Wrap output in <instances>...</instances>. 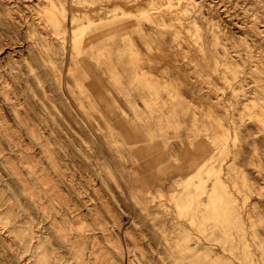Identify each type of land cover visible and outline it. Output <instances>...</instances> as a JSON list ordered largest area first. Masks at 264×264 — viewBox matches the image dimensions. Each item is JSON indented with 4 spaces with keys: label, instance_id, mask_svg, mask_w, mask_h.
Here are the masks:
<instances>
[{
    "label": "rangeland",
    "instance_id": "obj_1",
    "mask_svg": "<svg viewBox=\"0 0 264 264\" xmlns=\"http://www.w3.org/2000/svg\"><path fill=\"white\" fill-rule=\"evenodd\" d=\"M47 1L0 0V108L42 168V200L12 199L37 247L0 225V263L3 234L22 264H264V0H52L64 31ZM0 186L20 191L1 160Z\"/></svg>",
    "mask_w": 264,
    "mask_h": 264
},
{
    "label": "bare ground",
    "instance_id": "obj_2",
    "mask_svg": "<svg viewBox=\"0 0 264 264\" xmlns=\"http://www.w3.org/2000/svg\"><path fill=\"white\" fill-rule=\"evenodd\" d=\"M43 10L45 11V14H46L48 21L53 23L56 27H58L60 29V31H64L67 28V25L70 26L71 24L78 21V19L75 15H72L70 12H67L68 10H67L66 6L59 7L52 0L46 2L45 8ZM141 11H142V14H145V15H147L149 12L148 9L145 7ZM126 34L127 33L124 32L125 37H127ZM72 39L74 41L78 40L77 36L72 38V35L70 34V40H72ZM72 63L76 65L75 62H72ZM142 68H145V66H142ZM84 71H85V74H87L86 73V72H88L87 69ZM63 82H65V81H63ZM65 85L66 84H64V86ZM16 110H17V108H16ZM17 113L19 114L18 110H17ZM257 117L259 118V115H257ZM29 119L30 118L28 115L21 118L22 122H25L26 124H28V128L30 127V120ZM33 135L36 137L37 133H35V131H33ZM18 141H19L18 137L16 136V134H15L14 130L11 128V126L8 125L7 120L5 118V115H3L2 108H0V160L9 166V168L12 171V174L15 176V178L17 180L19 190H20L19 192L13 191V193H7L6 194L5 191H3V187L0 186V225H1V228L2 227H8L10 231H13L15 233V238L19 239V241L21 243H23V245L26 248L37 247L32 242L33 238H35V234H34L33 229L31 228V226H29L27 224H26V226L19 224L18 221L14 218L16 215V208H14V205H13L14 200L12 201V199L14 197H16L17 198L16 201H18L22 197V195H27L31 199V201H33L35 204L38 203L40 200H42V168L37 163L32 164L33 162L31 160L30 154L27 153V151L24 148H22L20 145L18 146ZM16 159L21 163V167L17 165ZM195 175H198V172H196ZM184 176L185 175L182 173L176 179V182L179 184L180 183L184 184L182 190L185 191L184 193L187 192V196H190L191 190H189V185L192 184L195 181V179H193V178L184 179L183 178ZM58 191H59V189H58ZM52 194H55V193H52ZM60 194H58V195H60ZM180 197H181L180 194H174L173 195L174 199L179 200ZM206 197H208V196H206ZM207 200H209V199H207ZM16 201H15V203H16ZM178 206L184 207V203L178 202ZM253 207L256 208V205H253ZM241 213H242L241 218L244 219L243 220L244 222H245L246 216L248 219H251V217H252V209L251 208L245 209V212L243 210ZM56 230L62 231V230H64V228L56 225ZM181 230H183V229H181ZM233 232H235V230ZM146 233H148V232H146ZM188 236L189 235L184 234L181 231V233L177 236L178 240L176 241V245H178V247L182 248L183 244L187 242ZM1 237H2V242H3L4 248L8 249V252H9L8 256L6 257L8 263L9 264H14V263L22 264L20 261L17 260L18 258L14 255L13 251H11L12 244L9 242V238H7L3 234H1ZM60 237L63 238L64 240L67 238L64 234L60 235ZM39 241H41V239H39ZM246 241L247 240H245V242ZM44 242H45V238H44V236H42V248H43ZM168 244L170 245L171 242L169 241ZM246 245H247V243H246ZM213 251L214 250L212 248H210L208 253L212 254ZM36 253H37V251H35L34 256H36ZM81 262H82V260L80 261V263ZM130 262H131V260H130ZM54 264H68V261L67 262H65V261L64 262H54Z\"/></svg>",
    "mask_w": 264,
    "mask_h": 264
},
{
    "label": "crops",
    "instance_id": "obj_3",
    "mask_svg": "<svg viewBox=\"0 0 264 264\" xmlns=\"http://www.w3.org/2000/svg\"><path fill=\"white\" fill-rule=\"evenodd\" d=\"M126 138L127 142L133 146L140 163L146 168L142 172L144 181L155 182V184L160 185L165 184L172 178L171 175L162 174L156 169V150L158 149L156 144H148L143 137L141 139L140 136L133 135L131 132L127 133Z\"/></svg>",
    "mask_w": 264,
    "mask_h": 264
}]
</instances>
